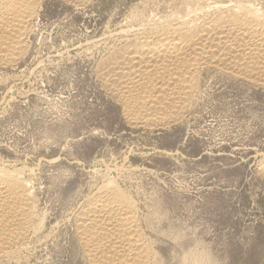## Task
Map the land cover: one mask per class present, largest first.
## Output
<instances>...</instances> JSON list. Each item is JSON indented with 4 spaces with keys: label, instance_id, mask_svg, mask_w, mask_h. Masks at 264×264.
<instances>
[{
    "label": "rangeland",
    "instance_id": "rangeland-1",
    "mask_svg": "<svg viewBox=\"0 0 264 264\" xmlns=\"http://www.w3.org/2000/svg\"><path fill=\"white\" fill-rule=\"evenodd\" d=\"M191 2L40 5L24 56L0 65V163L23 169L44 226L0 264H83L73 224L107 179L134 201L164 264L195 248L203 264H264V88L203 75L183 120L150 130L126 121L95 77L119 30Z\"/></svg>",
    "mask_w": 264,
    "mask_h": 264
},
{
    "label": "bare ground",
    "instance_id": "bare-ground-1",
    "mask_svg": "<svg viewBox=\"0 0 264 264\" xmlns=\"http://www.w3.org/2000/svg\"><path fill=\"white\" fill-rule=\"evenodd\" d=\"M44 1L0 0V65H14L24 56L31 24ZM65 1L78 9L87 2ZM178 13L144 25L132 23L131 17V26L120 28L96 65L97 81L122 105L133 126L163 130L181 122L203 75L264 88V5L194 0ZM8 167L0 163L1 261L16 260L44 226L23 169ZM261 171L264 176V167ZM81 208L73 225L83 264H164L141 229L145 220L136 204L113 181L107 179ZM179 262L203 264L196 248Z\"/></svg>",
    "mask_w": 264,
    "mask_h": 264
}]
</instances>
